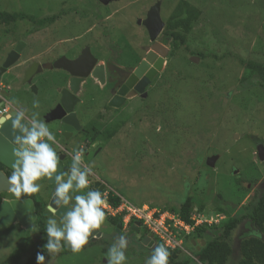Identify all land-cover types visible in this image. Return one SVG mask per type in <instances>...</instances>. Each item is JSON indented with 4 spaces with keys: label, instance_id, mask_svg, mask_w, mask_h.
<instances>
[{
    "label": "rangeland",
    "instance_id": "1",
    "mask_svg": "<svg viewBox=\"0 0 264 264\" xmlns=\"http://www.w3.org/2000/svg\"><path fill=\"white\" fill-rule=\"evenodd\" d=\"M156 1L161 3L164 23L156 41L168 48L169 55L146 86V97L126 96L119 108H108V94L97 90L90 77L76 94L78 101L68 106L79 129L68 139L55 133L54 145L66 151L82 148V163L93 168L89 189L76 194L86 193L99 181L134 206L171 214H178L189 197L194 215L219 228L230 218L240 219L246 213L244 205L264 196V161L256 158V145L264 146V76L237 60L264 66V0H185L202 12L190 31L167 24L180 0H116L107 5L98 0H0L2 12L56 18L41 28L27 21L0 26V62L17 40L24 44L18 65L0 75V97L18 101L28 116L35 111L45 123L54 122L56 89L65 86L69 76L56 65L47 69L57 59V49L66 51V60L77 61L87 52L102 62L112 49L120 52V66L131 59L137 62L143 57L141 47L149 44L137 19ZM35 67L41 71L31 73ZM34 100L39 101L38 109L32 107ZM46 116L48 120L43 119ZM95 149L98 152L89 156ZM212 156L217 160L209 167L206 159ZM71 162L72 157L64 162L67 169ZM37 183L41 190L36 195L45 202L57 184L50 185L47 178ZM14 197L13 192L0 193V203ZM44 215L45 224L49 218L60 223L47 208ZM109 220L106 215L97 229L100 238L91 237L81 251L64 246L51 258L43 251L45 236L33 224L1 225L0 264H27L37 252L44 254L45 264H107L117 234L129 239L126 264H146L152 250L162 245L150 236L153 245L143 246L142 229L139 234H131L130 226L116 231ZM217 228L193 231L181 248L167 250L195 259L194 252L218 234ZM249 232L248 221L241 220L231 235L228 264H236L239 242Z\"/></svg>",
    "mask_w": 264,
    "mask_h": 264
},
{
    "label": "clouds",
    "instance_id": "2",
    "mask_svg": "<svg viewBox=\"0 0 264 264\" xmlns=\"http://www.w3.org/2000/svg\"><path fill=\"white\" fill-rule=\"evenodd\" d=\"M7 104L11 110L0 113V128L11 121L13 130L19 132L13 142L15 163L9 177L11 192L15 193L17 198L22 195L38 193L41 190V184L37 183L38 181L42 178L54 180L57 184L55 196L58 199L56 202L67 206V210L60 218L59 224L57 219L49 218L47 220V243L44 245V249L50 254V258L51 255L61 252L64 246L70 247L73 252H79L89 243L90 237L100 238V233L98 232L99 237H97L98 234L95 230L100 229L105 223L104 209L107 207L106 198L102 193L105 190H111L101 183L104 185L103 190L93 188L84 194H76L81 190L89 189V176L94 175L93 168L82 163L83 149L66 151L60 147L58 152L64 155V159L60 161V157L52 146L56 142V137L47 124L39 118V113L34 111L31 116H28L27 110L19 106V102L15 99L8 100ZM32 107L38 109L39 101L34 100ZM66 157H72L70 169H67V173L62 169L58 171L59 164L62 165ZM62 166L67 167L66 165ZM65 175L67 179H65ZM119 222L123 228L126 227L121 218ZM133 223L137 222H132L128 226ZM144 233L151 238L145 231ZM251 235L260 239L264 234L253 232ZM128 246V237L117 234L115 241L108 249L107 264H126L125 252ZM169 255L166 247L157 245L152 250L146 264H168ZM36 264H45L44 254L37 253Z\"/></svg>",
    "mask_w": 264,
    "mask_h": 264
},
{
    "label": "water",
    "instance_id": "3",
    "mask_svg": "<svg viewBox=\"0 0 264 264\" xmlns=\"http://www.w3.org/2000/svg\"><path fill=\"white\" fill-rule=\"evenodd\" d=\"M102 4H108L111 1L116 0H98ZM143 27L146 29L149 40L152 42L151 46L148 48L149 50L146 52V57L144 60L140 62L138 67L133 71V75L126 82L124 86H122L116 95L112 97L109 102V106L112 108H119L125 101V94L129 89H132L133 92L138 93L142 98L146 96V92L144 91L146 86H148L153 78L157 75V73L162 69L166 56L168 55V48L163 46L162 44L156 41L161 29L164 26V23L160 18V8L159 4H155L152 6L147 15L142 22ZM23 43L18 42L15 48L8 53L6 59L0 66V75L5 73L6 70L13 66V64L17 61L20 56V52L22 50ZM191 61L196 63L198 58H191ZM65 69H68L71 72L72 78L69 83V91L71 94H75L77 91V87L81 81L84 80L85 77H91L101 84L104 83L105 80V71L103 66H95V61L89 56L87 52L83 53L82 58L77 61H67L64 64ZM37 71V67L31 70V73ZM34 90V87L33 89ZM69 106V105H68ZM64 103V106L56 107L57 113L61 111V115L66 113L67 115L63 117L61 123V136L64 139H68L71 136V133L74 130H78L79 127L76 123L75 117L73 113H69L70 109ZM47 116L45 117V119ZM48 120V119H46ZM19 135L18 131H14L11 125V121L6 123L3 128H0V164H2L7 169L13 171V165L15 163V158L13 156V147L15 137ZM257 160L260 162L264 161V146L259 143L256 146ZM60 161L64 159L63 155H60ZM89 159V158H88ZM217 160V156H212L206 159V165L209 167H214V163ZM62 169L64 172L67 171V167L59 164L58 171ZM48 183L50 185H54L56 182L54 180H49ZM94 188L104 189V185L100 182L94 183ZM3 192H11V185L9 183V178L0 171V193ZM57 197L55 196V192L52 195L51 199L46 206L47 210L51 213L55 212V216L57 218H61L64 215V212L67 210V206H63L61 203H57ZM36 219V215L34 213V205L32 200L30 199H16L11 201H3L0 204V226L4 224H15L18 223L22 228L30 227ZM121 227V223H117V228ZM130 230L134 233L138 231V223H133L131 225ZM97 237H99V233L97 230ZM91 238V237H90ZM140 243L143 246L151 247L153 245V241L145 236L141 239Z\"/></svg>",
    "mask_w": 264,
    "mask_h": 264
},
{
    "label": "trees",
    "instance_id": "4",
    "mask_svg": "<svg viewBox=\"0 0 264 264\" xmlns=\"http://www.w3.org/2000/svg\"><path fill=\"white\" fill-rule=\"evenodd\" d=\"M201 14L202 12L199 8L185 0H180L169 15L167 24H180L184 26L186 30L190 31V27L200 20ZM55 19L56 18L53 17L49 19H35L33 16H29L22 11L12 13L0 11V26L5 27L15 26L17 23L25 21L34 24L36 27H41L47 23L53 22ZM184 40L185 39H182L180 41V45L184 44ZM197 55L200 56L201 60L204 58L201 54ZM237 60L240 65L247 66L248 69L253 70V72H255L260 78L264 76V66L262 64L251 61L245 63V61H242L239 58H237ZM0 171H5L8 178L12 174V171L4 167L2 164H0ZM18 199L32 200L34 213L36 215V219L32 227H35L45 236V240H43V244L45 245L47 243L46 220L44 215L46 202L38 198L36 193L22 195ZM109 200L111 202L118 201V199L112 197H109ZM191 206L192 201L191 198L188 197L178 211L181 219L186 223H190L189 216L194 208H191ZM243 210H246V213H244L240 219L248 221L250 232L239 242V259L236 264H264V235H262L260 239L251 235L253 232H260L261 234H264V196L258 198L255 203L244 205ZM240 219L230 218L219 228H217L216 225L208 226L204 224L199 226L195 230L196 233H202L204 231H209V229L217 228L218 234L211 240L206 241L202 247L194 252L195 259L179 255L176 256V252L169 251L170 255L168 264H228L229 258L232 255L231 235L232 232L239 226L241 221ZM119 221L120 218H111L109 223L111 222V224L116 227ZM144 236H146V234H143L140 240ZM186 238L188 237H185V239ZM43 251L45 252V250ZM37 253L35 254V259H33L34 261L36 260ZM33 260L29 261L27 264H33Z\"/></svg>",
    "mask_w": 264,
    "mask_h": 264
},
{
    "label": "flooded vegetation",
    "instance_id": "5",
    "mask_svg": "<svg viewBox=\"0 0 264 264\" xmlns=\"http://www.w3.org/2000/svg\"><path fill=\"white\" fill-rule=\"evenodd\" d=\"M159 4V8H160V12H161V3H160V1H156L155 3H153V4H151L150 6H148L147 7V9L144 11V17L142 18V19H137V25L139 26V27H142L145 31H146V29L143 27V25H142V22L144 21V19H145V17H146V15H147V12H148V10L152 7V6H154L155 4ZM101 4V3H100ZM101 5H104V4H101ZM105 5H107V4H105ZM53 17V16H52ZM52 17H46L47 19H49V18H52ZM54 18V17H53ZM52 23V22H51ZM47 24H50V23H47ZM46 25V24H45ZM45 25H43V26H45ZM43 26H41V27H43ZM41 27H38V28H41ZM164 27V26H163ZM146 34H147V31H146ZM160 34V33H159ZM147 37H148V34H147ZM18 42H20V41H16L15 43H14V46L12 47V49L10 50V51H8L6 54H5V57H3V59L1 60V62H0V66H1V64L4 62V60L6 59V57H7V55H8V53L9 52H11L14 48H15V46H16V44L18 43ZM151 44H152V42H150V40H149V44L148 45H145V46H143V47H141V52H142V54H143V57H140V59L136 62V61H134L133 59H131V60H129L130 58H129V56H128V60H129V62L128 63H126L125 65H122V66H120L119 64H118V60H119V57H120V52L119 51H117L116 52V54H114L113 52H112V49H110V51H111V53H110V55H108L107 56V59L104 61H102V62H96L95 60V66H98V67H100V66H103L104 67V71H105V80H104V83H100V82H98V81H94V86H95V88L97 89V90H99V91H104V92H106L107 94H108V97H107V101L105 102V105H106V107H108V108H112V107H110L108 104H109V102H110V100L112 99V97L114 96V95H116V93L118 92V90L122 87V86H124L125 84H126V82L131 78V76L133 75V71L136 69V67H138V65L140 64V62L142 61V60H144L145 59V57H146V52L149 50L148 48L151 46ZM24 45V44H23ZM20 55H21V52H20ZM56 55H57V59L54 61V60H52L51 62H50V65H49V67H47V69L49 68V69H51L52 67H54L53 65H56L57 67H59V68H62V69H64L65 71H67L68 72V74H69V76H67L66 77V82H65V86H62L61 88H57L56 89V92H57V94H58V100H57V102L53 105V108H55V107H57L58 105H60V104H62L63 106H64V103L66 104V106H70V104H73V103H76L77 101H78V98L76 99V96L77 95H79V91H80V88H81V86L83 85V84H86L87 83V81L90 79V77H85L84 78V80L83 81H81L80 83H79V85H78V87H77V91H76V93L75 94H71L70 93V91H69V83H70V79L72 78V76H71V72L68 70V69H65V68H63L64 67V64H65V62H67V61H71V62H73V61H75V59H67L66 60V51H64L63 49H57V51H56ZM168 55H169V50H168ZM168 55L166 56V57H168ZM166 59V58H165ZM165 62V61H164ZM14 65H18V59H17V61L13 64V66ZM12 67V66H11ZM39 71H41L40 69H38ZM43 70V69H42ZM52 70V69H51ZM57 77L60 79H64V76L63 75H61V74H58L57 75ZM77 94V95H76ZM126 96L127 97H133V96H136V97H138V98H140V99H143L138 93H135V92H133V90L132 89H129L128 90V92L125 94V100H126ZM146 97V96H145ZM144 97V98H145ZM125 102V101H124ZM2 104V98H0V105ZM59 110H60V108H58ZM112 109H115V108H112ZM10 112V111H9ZM67 114L66 113H64L63 115H61V111L60 112H58V113H55V115H54V122H52V123H50V128L51 127H53L54 128V126H57L58 124L60 125V122L62 121V119H63V117H65ZM55 129V128H54ZM51 131H52V129H51ZM53 131H55V130H53ZM58 135L60 134L61 135V132H59V133H57ZM56 134V135H57ZM74 134V133H73ZM62 139V138H61ZM64 139V138H63ZM63 143H65V142H63ZM54 144H57V141L54 143ZM258 145V144H257ZM256 145V146H257ZM98 150L99 149H95V150H93V151H90L89 153L91 154H89V156H93V155H95L97 152H98ZM69 151H71V150H69ZM56 152H57V155L58 156H60V155H63L62 153H60V152H58V150H56ZM64 156V155H63ZM84 157V156H83ZM68 159L69 158H65V161L64 162H66V161H68ZM1 172H3L5 175H6V172L5 171H1ZM54 192H55V190H54ZM16 199H18V198H16V197H14L13 198V200H16ZM3 201H8V200H2L1 201V203L3 202ZM11 201V200H10ZM0 203V204H1ZM116 227H117V225H116ZM115 227V229H116V231L118 230V228H116ZM123 228V225L121 224V227L119 228V230L120 229H122ZM130 228H131V226H130ZM141 227L140 226H138V231H137V234H139L140 233V231H141ZM143 230V229H142ZM131 234H135L134 232H132L131 231ZM145 234V233H144ZM101 235V234H100ZM143 236V235H142Z\"/></svg>",
    "mask_w": 264,
    "mask_h": 264
},
{
    "label": "built area",
    "instance_id": "6",
    "mask_svg": "<svg viewBox=\"0 0 264 264\" xmlns=\"http://www.w3.org/2000/svg\"><path fill=\"white\" fill-rule=\"evenodd\" d=\"M9 111L10 108L6 100L2 98L0 113ZM102 194L107 201V207L104 211L108 217H120L124 226L137 222L148 235L155 238L158 242L160 241L169 250L181 248L185 237L204 223L211 226L208 221L202 220L201 218L203 217L200 215H194L195 208L190 213V223H186L179 214H171L167 211L161 212L155 208L150 209L147 206H134L126 199L109 190H105ZM109 197L116 198L118 201L111 202Z\"/></svg>",
    "mask_w": 264,
    "mask_h": 264
},
{
    "label": "crops",
    "instance_id": "7",
    "mask_svg": "<svg viewBox=\"0 0 264 264\" xmlns=\"http://www.w3.org/2000/svg\"><path fill=\"white\" fill-rule=\"evenodd\" d=\"M43 119L44 120H46L45 119V117H43ZM50 123L51 122H46V124H48V126H50ZM55 128V129H54ZM54 128L53 127H51V128H49L50 129V131H51V129H52V132H53V134H55V133H59L60 131H61V126L58 124L57 126H54ZM53 130H55V131H53ZM73 132H75V130L73 131ZM56 137V136H55ZM57 139V138H56ZM59 145V144H58ZM53 146V148L55 149V150H60V148H59V146H57V145H52ZM62 148V147H61ZM62 165H64V162H62ZM67 173V172H66ZM51 199V197H49V198H47V199H44V200H46L45 202L48 204V202H49V200Z\"/></svg>",
    "mask_w": 264,
    "mask_h": 264
}]
</instances>
